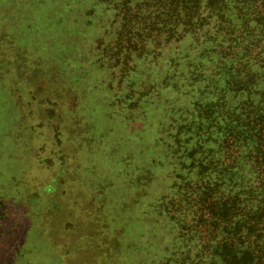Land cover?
<instances>
[{
    "label": "rangeland",
    "instance_id": "obj_1",
    "mask_svg": "<svg viewBox=\"0 0 264 264\" xmlns=\"http://www.w3.org/2000/svg\"><path fill=\"white\" fill-rule=\"evenodd\" d=\"M98 1L0 0V264H194L207 240L204 209L173 207L184 170L161 132L164 99L134 119L108 111L91 52L113 11ZM59 57L69 60L59 84L26 68ZM55 98L73 120H61ZM65 158L69 182L55 192ZM53 196L65 206L54 216Z\"/></svg>",
    "mask_w": 264,
    "mask_h": 264
},
{
    "label": "trees",
    "instance_id": "obj_2",
    "mask_svg": "<svg viewBox=\"0 0 264 264\" xmlns=\"http://www.w3.org/2000/svg\"><path fill=\"white\" fill-rule=\"evenodd\" d=\"M99 2L113 11L91 52L92 66L105 73L98 88L112 92L109 113L146 116V107L164 99L161 132L184 170L173 207L205 211L207 240L188 258L194 264H264V0ZM56 61L26 68L53 73L59 84L69 60ZM61 89L56 93L69 88ZM72 93L67 107L75 113L81 97ZM55 99L61 120H73L61 106L66 103ZM70 159L60 161L55 192L69 182ZM100 185L98 195L104 193ZM34 198L27 201L35 204ZM64 207L53 196L45 210L52 215Z\"/></svg>",
    "mask_w": 264,
    "mask_h": 264
}]
</instances>
